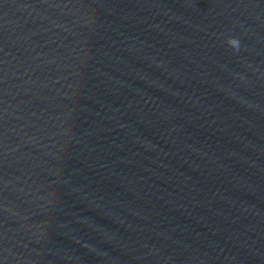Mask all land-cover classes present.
<instances>
[{"label":"clouds","instance_id":"obj_1","mask_svg":"<svg viewBox=\"0 0 264 264\" xmlns=\"http://www.w3.org/2000/svg\"><path fill=\"white\" fill-rule=\"evenodd\" d=\"M226 43L233 49V50H239V40L234 37H230L227 39Z\"/></svg>","mask_w":264,"mask_h":264}]
</instances>
